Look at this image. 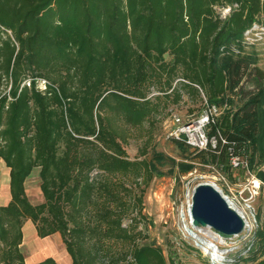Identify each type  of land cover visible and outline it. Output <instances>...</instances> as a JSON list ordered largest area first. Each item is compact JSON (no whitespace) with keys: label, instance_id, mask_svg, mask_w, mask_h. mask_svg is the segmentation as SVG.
<instances>
[{"label":"trees","instance_id":"1","mask_svg":"<svg viewBox=\"0 0 264 264\" xmlns=\"http://www.w3.org/2000/svg\"><path fill=\"white\" fill-rule=\"evenodd\" d=\"M262 16L264 0H0V159L10 194L0 204V264H30L20 250L26 222L39 238L59 234L71 264H168L139 242L154 169L130 158L124 127L152 123L185 95L223 99L248 61L227 48ZM254 120L250 110L193 150L237 154ZM35 167L42 201L33 204L25 181Z\"/></svg>","mask_w":264,"mask_h":264},{"label":"rangeland","instance_id":"2","mask_svg":"<svg viewBox=\"0 0 264 264\" xmlns=\"http://www.w3.org/2000/svg\"><path fill=\"white\" fill-rule=\"evenodd\" d=\"M216 10L222 17L229 12L228 7ZM227 50L232 56L245 54L248 61L223 99L210 103L185 95L179 103L164 108L152 123L124 127L130 158H146L154 169L142 198L143 217L138 229L143 237L139 242L159 248L168 264H264V16L254 32L230 44ZM250 110L255 131L247 147L237 154L222 152L215 158L209 152L198 155L192 147L182 149L172 140L173 132L184 124L204 121L202 128L210 136L217 127L225 128ZM0 170L4 190L8 169ZM200 182L215 185L234 201L236 210L243 212L249 222L241 234L221 239L208 227H202V231L190 227L191 194ZM39 185L37 167L25 182L33 204L42 201ZM206 244L218 247L216 257L206 250ZM20 250L26 263L50 256L58 264H71L59 234L39 238L31 222L24 224Z\"/></svg>","mask_w":264,"mask_h":264},{"label":"water","instance_id":"3","mask_svg":"<svg viewBox=\"0 0 264 264\" xmlns=\"http://www.w3.org/2000/svg\"><path fill=\"white\" fill-rule=\"evenodd\" d=\"M189 213L193 229L208 227L221 239H230L246 228L242 215L211 183L200 182L194 186Z\"/></svg>","mask_w":264,"mask_h":264},{"label":"built area","instance_id":"4","mask_svg":"<svg viewBox=\"0 0 264 264\" xmlns=\"http://www.w3.org/2000/svg\"><path fill=\"white\" fill-rule=\"evenodd\" d=\"M176 121H179V119L177 118ZM203 122L204 121H197V124L194 123H188V124H184L182 125L180 128H178L175 132H173V136L175 138H181L183 140H185V142L187 144L190 145V147L192 148H198V149H203L206 148L208 146L209 140H208V136H206L204 130H203ZM180 136H183L180 137ZM211 146L213 147L214 144V140L211 139ZM225 196V195H224ZM227 201L230 203V205L233 206L234 201L228 199V196H225ZM243 219H244V215L243 212L241 213ZM188 224L190 225V227H192V219L190 217V213H189V218L187 220ZM245 224H246V220H245Z\"/></svg>","mask_w":264,"mask_h":264},{"label":"crops","instance_id":"5","mask_svg":"<svg viewBox=\"0 0 264 264\" xmlns=\"http://www.w3.org/2000/svg\"><path fill=\"white\" fill-rule=\"evenodd\" d=\"M1 163H3V165L1 164ZM5 163L0 159V168H2L3 167V170H2V172L4 171H6L5 169H6V165H4ZM2 166V167H1ZM35 168H37V167H35ZM8 169V168H7ZM34 169V168H33ZM8 173H9V170H8V172H6V174L4 175V179H5V188H4V190H2V187H1V185H2V173H1V170H0V204H5V203H7V201L10 199V194H9V192H8V182H9V176H8ZM26 182V181H25Z\"/></svg>","mask_w":264,"mask_h":264},{"label":"bare ground","instance_id":"6","mask_svg":"<svg viewBox=\"0 0 264 264\" xmlns=\"http://www.w3.org/2000/svg\"><path fill=\"white\" fill-rule=\"evenodd\" d=\"M210 183V182H209ZM212 184V183H211ZM257 184V183H255ZM190 202V201H189ZM190 204V203H189ZM240 213H242V211L240 209H237ZM249 221L246 220V224L248 223ZM198 231H202V228H198L197 229ZM207 235H209V233H206ZM192 237V236H191ZM206 250L209 251V253H211L214 257L217 256V253H218V247L217 246H213L211 247L210 245L206 244Z\"/></svg>","mask_w":264,"mask_h":264}]
</instances>
